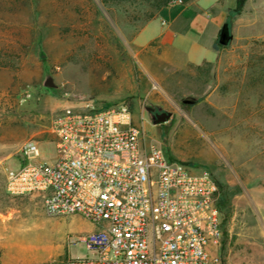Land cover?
<instances>
[{"label": "rangeland", "instance_id": "obj_1", "mask_svg": "<svg viewBox=\"0 0 264 264\" xmlns=\"http://www.w3.org/2000/svg\"><path fill=\"white\" fill-rule=\"evenodd\" d=\"M152 2L0 0V264L97 258L80 240L93 224L50 218L41 197L6 192L23 145L37 142L38 162L53 163L54 118L87 106H128L167 159L217 180L223 264H264V0H246L240 13L237 0H193L192 30L179 41L161 21L185 7L161 20ZM225 23L232 40L213 51ZM164 112L170 120L156 125Z\"/></svg>", "mask_w": 264, "mask_h": 264}, {"label": "built area", "instance_id": "obj_2", "mask_svg": "<svg viewBox=\"0 0 264 264\" xmlns=\"http://www.w3.org/2000/svg\"><path fill=\"white\" fill-rule=\"evenodd\" d=\"M56 159L26 142L6 172L12 197L39 196L50 218L80 216L99 228L80 240L95 259L64 264H223L219 186L167 159L128 106L65 108L53 120Z\"/></svg>", "mask_w": 264, "mask_h": 264}, {"label": "crops", "instance_id": "obj_3", "mask_svg": "<svg viewBox=\"0 0 264 264\" xmlns=\"http://www.w3.org/2000/svg\"><path fill=\"white\" fill-rule=\"evenodd\" d=\"M178 5H183L185 8L179 14H177L175 16V18H173L171 21H169V22L161 21L163 25H167L168 26L167 33L171 35V37H172L171 41H173V39H175V38H177V40L178 39H182V38L184 39L185 36H187L191 32V30H192V21H194V18H195V15H191V16L187 15V16H185L189 12V7H191L193 4H191V5L186 4L185 5V4H182V3H176V4H173V5L169 6L166 9L175 8ZM166 9H164L161 12V14L159 15V17H158V18H161V20H162V14L164 13V11ZM218 29H219V27L215 26V29L213 30V36H212V39L210 41L211 42L210 46H211V49L213 51H215L213 46L215 44V39H216V35H217V32H218ZM177 50L179 52H181L182 49L181 48H177ZM191 64H196V63L195 62H191ZM193 174L198 175V174H201V173L194 172ZM98 230H99V228L97 226H93V228H91L89 230V234L94 233V232H96Z\"/></svg>", "mask_w": 264, "mask_h": 264}, {"label": "trees", "instance_id": "obj_4", "mask_svg": "<svg viewBox=\"0 0 264 264\" xmlns=\"http://www.w3.org/2000/svg\"><path fill=\"white\" fill-rule=\"evenodd\" d=\"M152 6L155 8V10H163L168 8L172 3H174L176 0H152ZM182 4H189L191 3L193 0H180ZM246 4V0H237L236 2V12L240 13L242 12V10L244 9V6ZM153 16H151L149 18V20H152ZM223 46H221L218 42H216L213 46L214 50L218 51L219 48H221ZM218 186H219V193H220V198H219V209L221 211L222 214V219H223V223L225 220V214L223 211V205H224V190L221 186V184L216 180Z\"/></svg>", "mask_w": 264, "mask_h": 264}, {"label": "water", "instance_id": "obj_5", "mask_svg": "<svg viewBox=\"0 0 264 264\" xmlns=\"http://www.w3.org/2000/svg\"><path fill=\"white\" fill-rule=\"evenodd\" d=\"M231 40H232V36L230 34L229 24L225 23L221 28L219 38H218V43L221 46L226 47L229 45ZM187 103H191V102L188 101ZM170 118H171V116L169 113L164 112L161 114H157L155 116V124L160 125V124L167 123L170 120Z\"/></svg>", "mask_w": 264, "mask_h": 264}]
</instances>
